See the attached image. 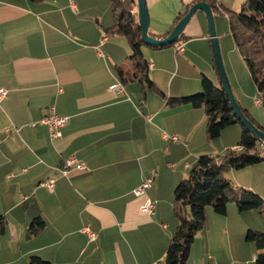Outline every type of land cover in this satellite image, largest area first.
<instances>
[{
  "label": "crops",
  "instance_id": "crops-1",
  "mask_svg": "<svg viewBox=\"0 0 264 264\" xmlns=\"http://www.w3.org/2000/svg\"><path fill=\"white\" fill-rule=\"evenodd\" d=\"M195 1L146 0L149 31L166 33ZM215 1L218 14L227 18L244 2ZM114 23L110 0H0V89L8 91L0 103V217L7 221L0 235V264H32V257L50 264H163L177 228L175 188L200 156H215L216 150L206 148L203 109L170 107L147 86L122 81L118 68L127 69L131 49L126 38L106 36ZM182 41L183 53L176 46L143 47L153 65L150 79L170 97L199 92L203 76L219 81L202 11ZM117 80L122 91L110 89ZM52 108L67 118L58 140L51 139L46 126L31 125ZM169 135L179 142L167 140ZM71 157L88 170L73 168L62 176L60 169ZM152 172L147 196L156 206L148 217L141 213L145 198L135 190ZM50 179L55 180L53 192L44 185ZM242 181L233 173L235 186L254 190ZM228 209L235 214V205ZM214 214L208 210L207 219L223 225L229 245L220 251L224 245L209 230L196 264H253V246L241 244L237 252L232 243L261 228ZM86 226L97 233L96 241L82 233ZM31 228L40 231L29 238Z\"/></svg>",
  "mask_w": 264,
  "mask_h": 264
},
{
  "label": "trees",
  "instance_id": "trees-1",
  "mask_svg": "<svg viewBox=\"0 0 264 264\" xmlns=\"http://www.w3.org/2000/svg\"><path fill=\"white\" fill-rule=\"evenodd\" d=\"M110 2L115 23L105 29V34L108 37L126 38L131 49L126 64L127 69L118 68L123 82L130 80L147 86L149 90L163 96L166 105L170 107L188 105L203 109L207 116L206 133L210 142L218 139L223 131L232 125L239 124L241 127V138L236 146L243 148L241 152H237L232 147L219 155L200 156L188 177L181 180L175 188L173 214L178 226L168 246L164 264H187L195 238L203 232L206 225L208 207H212L216 214L226 215L228 205L235 204L238 212L256 210L264 219V199L249 188L235 186L227 175L228 172L264 162V157L257 153L252 154V151H257L263 143L239 120L220 81L215 84L210 78L203 76L201 90L197 93L182 97H170L163 93L149 77V62L143 52V47L146 45L142 41V30L138 21L137 0H110ZM199 2L208 3L215 15L221 10L215 0H196L193 5ZM193 5L187 7V12L177 16L175 23L166 33L155 34L149 31V34L157 39L168 37ZM228 21L229 33L252 76L259 93L260 104L264 108V0H244L240 11L228 13ZM184 37L185 32L174 44L166 47L176 46ZM214 67L216 70L215 63ZM241 109L250 121L264 132V127L256 122L249 111L242 107ZM37 224L39 226V223ZM6 225V218L1 216L0 235L5 232ZM39 231V228L35 230L31 228L28 237L38 235ZM246 241L254 244L258 251L264 250V232L250 229L247 231ZM31 262L50 264L38 257H32ZM255 263L264 264L263 253L256 256Z\"/></svg>",
  "mask_w": 264,
  "mask_h": 264
},
{
  "label": "rangeland",
  "instance_id": "rangeland-1",
  "mask_svg": "<svg viewBox=\"0 0 264 264\" xmlns=\"http://www.w3.org/2000/svg\"><path fill=\"white\" fill-rule=\"evenodd\" d=\"M218 15H219L218 16L219 18L217 19H219V23H218L219 28L217 27V24H216V17H215V27H216L217 37H218L219 46L221 50V56L223 59V65H224L229 83L231 85L233 95L237 103L239 104V106L247 109L249 113L251 114V116L256 120V122L262 127H264V108L261 104L256 102L257 100H259V93L257 91L255 83L244 62L243 57L237 50L234 44L233 38L231 34L229 33L228 18L225 17L223 14H218ZM203 112L205 111L203 110ZM206 128H207V121L205 124V133H206ZM235 128L238 129V131L240 132L238 133L233 132L234 131L233 129ZM169 136L172 137L176 135H169ZM240 138H241L240 125L239 124L232 125L228 127L227 129H225L222 135L218 139L212 142L208 140L207 133H206V141H207L206 148L207 150H216L214 154L219 155L225 152V150L228 148H232V147L235 148L237 146V143L240 141ZM176 142L178 143L179 140ZM205 154L210 155L211 153H205ZM233 173H235L237 176L240 175L241 179L243 180L242 183L245 185L248 184L247 186L249 185L253 186L254 190L259 192V193L257 192L256 193L264 199L263 197L264 196V162H261L257 165L250 166V167H247L241 170H234L232 172H228L227 175L231 179L232 182H233ZM260 193L263 194V196ZM235 209H236L235 210L236 212L234 215L230 214L229 209L227 210L226 215L216 214L213 211L212 207H208L207 211L208 210L213 211V213H215L214 215H216L217 217H220L221 219L225 221L230 219L231 223L235 221L237 223L238 220L240 219H247L248 221L250 220L251 222H253L254 224H257L261 228V229H252V230H258V231L264 232V219L258 211L254 210L253 212H251L253 216L246 218L247 217L246 215L248 214H245V213H248L247 211L240 213L238 212L236 206H235ZM206 219H207V216H206ZM175 220L177 221L176 218ZM206 222L207 224L205 225L203 232H200L195 238V241L191 248L190 258L187 264H196L197 260L202 257L203 255V239L202 238L204 234L209 235L208 234L209 230L215 231V237H216L215 242L220 243L221 245L222 244L224 245L222 248H220V251L223 252L224 248L229 245L227 243L228 237L224 236L226 232L222 231L223 225L220 223L215 224V225L210 224L209 219H207ZM177 226H178V221H177ZM234 240L235 242L232 243V247L237 252L240 249L241 244L248 245V246L252 245L253 250H255V255L257 256L263 253L264 251L263 250L261 252H258L254 244L246 241V235L241 236L240 238L239 236H236L234 237ZM212 247H215V244L214 245L212 244ZM235 255L238 256V254L236 253ZM253 264H256V263L254 262Z\"/></svg>",
  "mask_w": 264,
  "mask_h": 264
},
{
  "label": "water",
  "instance_id": "water-1",
  "mask_svg": "<svg viewBox=\"0 0 264 264\" xmlns=\"http://www.w3.org/2000/svg\"><path fill=\"white\" fill-rule=\"evenodd\" d=\"M138 4V21L142 30V41L146 46H158L166 47L174 44L180 36L185 32L187 26L190 24L193 17L197 12L202 11L208 21L209 26V36L211 41L212 53L214 58V63L216 66L217 75L219 81L221 82L223 89L225 90L229 101L231 103L232 109L239 118V120L245 125V127L253 133L262 143H264V132L261 131L256 125H254L250 119L245 115L244 111L241 109L237 103L231 85L227 78V74L223 65V59L221 56V50L219 46V41L217 37L216 27H215V14L208 3L199 2L194 4L186 14V16L176 25L172 33L164 38L157 39L149 34L150 18L147 7L146 0H137Z\"/></svg>",
  "mask_w": 264,
  "mask_h": 264
},
{
  "label": "built area",
  "instance_id": "built-area-1",
  "mask_svg": "<svg viewBox=\"0 0 264 264\" xmlns=\"http://www.w3.org/2000/svg\"><path fill=\"white\" fill-rule=\"evenodd\" d=\"M71 7L73 9L76 8L75 3H71ZM184 51V42L181 40L177 43L176 45V52L178 53H183ZM99 55L101 57H105V54L103 52H100ZM148 68L149 70H151L153 68L152 63H148ZM111 90H116V91H122L123 89V85L120 81L117 80L116 83H114L113 85L110 86ZM8 96V91L5 89H0V103L6 99ZM257 103H260V101L257 100ZM67 122V118L66 117H62V116H58L55 113L54 108H52L50 110V112L46 115H44L39 121L32 123V126H36L37 124L40 125H44L48 128L49 130V134L52 140H58L62 138V129L65 126ZM12 130V126H8L5 128V131L7 133L11 132ZM165 138L167 140H172L174 142L178 141L179 138L176 136H165ZM2 144V140H1V135H0V147ZM235 150L237 152H241L243 150L242 147L238 146L235 147ZM258 154L259 156L264 157V143L261 147H259V149L257 151H252V154ZM76 168L78 170H88V168L86 167L85 163L74 158L71 157L66 164L64 165V167H62L60 169V173L62 176L66 177L69 175L70 171ZM24 171H26V169H24ZM153 179H154V172H152V176L148 179H146L143 184L135 190V195L137 197H143L145 198L144 204L141 206V213L143 215H146L148 217L152 216L154 214L155 211V206L156 203L148 198L147 194H148V190L152 187L153 184ZM54 184H55V180L54 179H50L49 181L45 182L44 185L49 189V191L53 192L54 191ZM82 233L86 234L89 238V240L91 242H94L97 240L98 235L97 233H95L94 231H92V229L89 226H86L82 229ZM256 261V258H255ZM151 264H156V263H151ZM210 264H216V263H210Z\"/></svg>",
  "mask_w": 264,
  "mask_h": 264
}]
</instances>
